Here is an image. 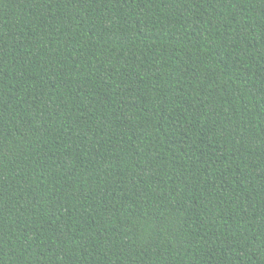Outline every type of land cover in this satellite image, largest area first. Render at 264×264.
<instances>
[{
    "label": "trees",
    "instance_id": "16d2710c",
    "mask_svg": "<svg viewBox=\"0 0 264 264\" xmlns=\"http://www.w3.org/2000/svg\"><path fill=\"white\" fill-rule=\"evenodd\" d=\"M0 264H264V0H0Z\"/></svg>",
    "mask_w": 264,
    "mask_h": 264
}]
</instances>
